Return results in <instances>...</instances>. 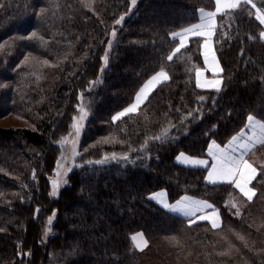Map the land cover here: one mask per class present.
<instances>
[{
    "label": "trees",
    "instance_id": "1",
    "mask_svg": "<svg viewBox=\"0 0 264 264\" xmlns=\"http://www.w3.org/2000/svg\"><path fill=\"white\" fill-rule=\"evenodd\" d=\"M252 1L264 8V0ZM57 2L60 7L49 8L42 20L36 12L49 0H0V43L8 42L0 51V85H7L0 87V117L11 114L28 124L0 126V264H264V183L252 182L258 191L247 201L231 183H207L206 168L175 161L179 152L205 156L212 139L223 145L249 113L264 119L263 25L255 8L241 4L216 16L213 45L225 70V85L216 92L195 83L192 65L203 67L200 37L167 59L178 42L170 33L196 23L200 8L214 10V0H137L131 12L129 0H93L95 11L81 0ZM122 13L124 22L116 25ZM112 27L116 42L101 71ZM33 31L44 42L29 39ZM26 55L29 63L21 64ZM161 67L170 79L157 85L138 113L111 122ZM97 78L101 82L90 85ZM81 93L85 106L91 104L77 146L82 159L72 160L69 182L53 196L49 177L60 154L57 142L79 114ZM201 96L206 99L198 102ZM169 123L174 127L165 142L151 139ZM110 132L130 141V158L85 163L104 152L129 151L118 141L88 148ZM249 158L264 159V147ZM160 189L170 202L184 194L208 200L220 209L221 229L206 221L189 226L166 211L149 198ZM229 194L241 204L240 216L225 204ZM229 227L246 236L248 247ZM139 232L149 241L144 249L132 242ZM224 233L240 250L230 257L217 254Z\"/></svg>",
    "mask_w": 264,
    "mask_h": 264
},
{
    "label": "snow or ice",
    "instance_id": "2",
    "mask_svg": "<svg viewBox=\"0 0 264 264\" xmlns=\"http://www.w3.org/2000/svg\"><path fill=\"white\" fill-rule=\"evenodd\" d=\"M84 7L93 8V0H81ZM241 4H250L253 8L256 6L253 4L252 0H215L214 10L206 11L204 8H200V22L195 24H190L187 27H181L178 31H172L170 35L173 38L178 39L175 47L172 48L171 52L167 56L169 61L173 60L174 56L178 55L182 49H185L190 38L202 37L203 39V63L204 68H201L195 64L192 67L195 70V83L200 89H211L216 92H220L225 85L224 68L220 63V59L217 57L215 50L213 49L211 37L213 36L216 29V16L218 13L224 12L226 9H237ZM137 5V0H131L129 6V12ZM0 7H4L0 4ZM60 5L57 0H49L48 7H40L36 15L41 17V19L46 18V14L49 8L56 9ZM93 11L95 9L93 8ZM127 13H122L118 19L114 21L115 24L119 25L124 22ZM261 24H264V9H257V17ZM102 22V21H101ZM259 36L264 40V30L259 33ZM117 28L112 27L110 38L107 42V47L105 48L104 55L101 57L103 63L101 65V71H104L110 62V49L116 42ZM29 39L38 38L41 42H44V37L40 35L37 31H33L28 34ZM11 39V38H10ZM8 46V42L0 43V51L4 50ZM87 55V53H85ZM67 57H65L66 59ZM21 64L29 63V55H26ZM52 62L45 59L43 64L49 65ZM55 67V65H53ZM19 67V65H17ZM211 72V76H206L205 70ZM40 77H38L39 79ZM170 79L168 71L164 67H161L159 71L154 72L147 80L139 87L135 92L134 100L123 107L121 110L116 111L110 118L111 122L121 120V118L127 115L138 113L142 105H145L146 101H150V94L161 82L168 81ZM99 78L90 81V85L100 83ZM7 85H0V87H6ZM81 103H78L76 107L79 109V114L73 116L71 128L73 132L70 133L73 138L71 141L67 137H62L57 143L63 148L66 144L70 143V153H61L60 157L56 160L55 178L51 179L52 191L50 195H57L59 188L67 184L69 181L67 179V174L72 169L67 165H62L61 161L66 159L75 160L77 157L82 159L81 153L77 151V146L79 144V137L82 129L84 128L83 121L88 117L91 104L90 102L85 106L83 102V93L80 95ZM206 97H199V101L205 100ZM179 111V110H177ZM167 116V113L164 114ZM186 116H192V112L186 113ZM185 116H181V124L179 126L183 127V121ZM174 125L169 123L167 126L162 127L160 132L151 137L152 140L165 142L168 139L170 129ZM215 127V125L213 126ZM246 129H250L246 131ZM126 130V129H125ZM119 142L121 145L127 144L129 151L122 153L116 152H104L103 156L99 160H88L87 164H105L109 160L117 159H129V152L133 151L131 148L130 141L118 140V137L110 132L108 136L100 138L98 141L93 142L88 148H95L97 145L102 144H114ZM149 138L146 136L144 143L140 144V149L144 150ZM257 145L264 147V119H257L256 115L249 113L247 116V122L244 127H241L236 133L232 134L226 143L221 145L216 139H212L208 144V153L212 158V166L208 170V175L206 177L210 182L215 183L216 181H230L236 189L247 199V201H252L254 196L257 194V187H253L252 182L257 180L259 183H264V159L259 161L255 159L246 158L248 154L254 153ZM88 148H84L83 152H87ZM185 154L181 152L176 156V160L180 161ZM183 163L192 164H207L208 161L205 159H197L194 157H189L182 161ZM259 174V177H258ZM32 179H36L35 170H33ZM27 185H22L26 187ZM3 193H0L2 196ZM23 199V197H20ZM151 199L155 200L157 203L163 206V208L170 210L171 212H179L182 218L187 220L189 226H194L196 222L206 221L210 224L211 229L220 230L222 225V218L220 209L214 204H211L208 200L196 199L189 197L187 195L181 196L174 203H169L167 200V193L165 190H160L159 192H154L151 194ZM226 205H230L229 211L232 212L234 216H240L242 212L241 204L231 197L229 194V200L225 201ZM235 211H232V209ZM55 212V210H54ZM49 221L52 217L48 218ZM2 231V229H0ZM228 232L233 233L235 237L243 242L245 247H248V240L246 236L240 232H236L235 229L229 227ZM139 237V239H138ZM136 242L135 246L139 249H144L147 247L149 241L144 238L143 232L136 233L133 237ZM171 240L176 244H180V240L177 236L173 235ZM222 240L225 246L217 253L221 257H230L234 253H238L240 250L232 242V239L228 233L222 235ZM215 251V249H214ZM264 254V249L260 250ZM30 254V253H29ZM190 254V253H189Z\"/></svg>",
    "mask_w": 264,
    "mask_h": 264
},
{
    "label": "crops",
    "instance_id": "3",
    "mask_svg": "<svg viewBox=\"0 0 264 264\" xmlns=\"http://www.w3.org/2000/svg\"><path fill=\"white\" fill-rule=\"evenodd\" d=\"M215 1V0H214ZM254 5L256 6L255 7V11H256V16H257V9H264V8H262V7H260V6H258L257 4H255L254 3ZM206 11H208V10H206ZM199 19H198V21L196 22V23H199L200 22V12H199ZM195 24V23H194ZM263 25V24H262ZM263 29H264V26H263ZM201 38V53L203 52V48H202V45H203V39L204 38H202V37H200ZM178 40V39H177ZM211 40H212V45H213V36L211 37ZM263 42H264V40H263ZM213 49H214V45H213ZM202 60H203V54H202ZM205 67V65H204V63H203V67L202 68H204ZM206 76H211V72L209 71V70H205V73H204ZM258 119V118H257ZM246 122H247V119H246ZM246 124V123H245ZM246 131H249L250 132V129H246ZM211 142V141H210ZM209 142V143H210ZM259 145H257V147H258ZM207 149H208V146H207ZM207 149H206V154H205V156H203V157H197V156H191V155H189V154H186V153H184L185 154V156L184 157H182V159L180 160V161H178V160H176V157H175V161L178 163V164H180V165H182V166H187V167H196V168H206V174H205V180H206V182L207 183H209V184H218V183H231L230 181H216L215 183H213V182H210L209 180H207L206 179V177H207V175H208V170L211 168V166H212V158H211V156H210V154L208 153V151H207ZM181 152H179L178 154H180ZM177 154V155H178ZM252 153L250 152L249 154H248V156L246 157V158H248V159H251V158H249L250 157V155H251ZM176 155V156H177ZM189 157H194V158H197V159H205V160H207L208 161V163L207 164H192V163H183L182 161L184 160V159H187V158H189ZM232 184V183H231ZM233 185V184H232ZM234 186V185H233ZM238 190V189H237ZM239 191V190H238ZM154 192H158V191H154ZM154 192H152V193H154ZM151 193V194H152ZM151 194H149L150 195V199H151ZM184 195H186V194H184ZM184 195H182V196H184ZM242 195V194H241ZM187 196H190V195H187ZM243 196V195H242ZM181 197V196H180ZM179 197V198H180ZM190 197H193V196H190ZM178 198V199H179ZM195 198V197H194ZM245 198V197H244ZM246 199V198H245ZM152 201H154L155 203H157L155 200H153V199H151ZM247 200V199H246ZM176 201V200H175ZM174 201V202H175ZM159 206H161L159 203H157ZM162 207V206H161ZM163 208V207H162ZM163 209H165V208H163ZM166 211H168L167 209H165ZM168 212H170V213H172V214H175V215H178V214H176V213H174V212H171V211H168ZM178 216H180V217H182L181 215H178Z\"/></svg>",
    "mask_w": 264,
    "mask_h": 264
},
{
    "label": "rangeland",
    "instance_id": "4",
    "mask_svg": "<svg viewBox=\"0 0 264 264\" xmlns=\"http://www.w3.org/2000/svg\"><path fill=\"white\" fill-rule=\"evenodd\" d=\"M253 2V4L255 3L254 1H252ZM131 4V0H129V5ZM256 4V3H255ZM119 18V17H118ZM117 18V19H118ZM117 25V24H116ZM120 25V24H119ZM263 26H264V24H263ZM264 30V29H263ZM83 123H84V121H83ZM0 126H3V127H9V126H28V124H27V122H26V120L25 119H23V118H19V117H17V116H14V115H6V116H1L0 117ZM73 132V129L71 128L70 130H69V132L67 133V135L66 136H64V137H67L68 138V140L69 141H71V139L73 138L71 135H69L70 133H72ZM82 132V131H81ZM80 136H81V134H80ZM80 138V137H79ZM60 145V144H59ZM62 152H64L65 154H69L70 153V143L69 144H66L63 148L60 146V154H59V156H58V158L60 157V155H61V153ZM255 160H258V159H255ZM71 162H72V160L71 159H66V160H62L61 161V164L62 165H67L68 167H70L71 168V166H70V164H71ZM56 169V163H55V166H54V169H53V176H50L49 178H51V179H54L55 178V170ZM50 186H51V191H52V185H51V182H50ZM60 189V188H59ZM160 190H164V189H160ZM160 190H157L158 192L160 191ZM149 197H150V195H149ZM190 197V196H189ZM194 198V197H193ZM196 199H198V198H196ZM167 200H168V198H167ZM201 200H203V199H201ZM168 202L169 203H174V201L173 202H170L169 200H168ZM162 206V205H161ZM163 207V206H162ZM228 207H230V205H228ZM234 209V208H233ZM168 210V209H167ZM168 211H170V210H168ZM174 213H176V214H178V215H181L179 212H174ZM135 235V234H134ZM133 235V236H134ZM145 238V237H144ZM138 239H139V237H138ZM132 242H133V245H134V247L135 248H137L136 246H135V241L133 240V238H132Z\"/></svg>",
    "mask_w": 264,
    "mask_h": 264
}]
</instances>
